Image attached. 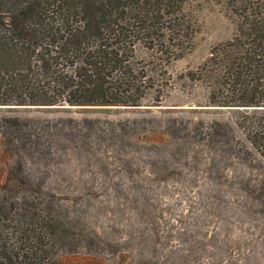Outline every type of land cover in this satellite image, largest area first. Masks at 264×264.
Segmentation results:
<instances>
[{
	"label": "rangeland",
	"instance_id": "374dc122",
	"mask_svg": "<svg viewBox=\"0 0 264 264\" xmlns=\"http://www.w3.org/2000/svg\"><path fill=\"white\" fill-rule=\"evenodd\" d=\"M230 2L186 0L182 49L137 45V105H0V203L70 218L56 264H264V113L210 105L199 72Z\"/></svg>",
	"mask_w": 264,
	"mask_h": 264
},
{
	"label": "trees",
	"instance_id": "16d2710c",
	"mask_svg": "<svg viewBox=\"0 0 264 264\" xmlns=\"http://www.w3.org/2000/svg\"><path fill=\"white\" fill-rule=\"evenodd\" d=\"M230 1L233 33L210 50L200 77L210 105L264 113V0ZM185 2L0 0V105L139 104L152 84L136 66V47L163 52L169 30L167 42L182 49L191 39ZM255 134L264 138V122ZM36 198L22 196L15 217L0 203V264H56L51 241L61 235L59 224L71 221L26 205Z\"/></svg>",
	"mask_w": 264,
	"mask_h": 264
}]
</instances>
